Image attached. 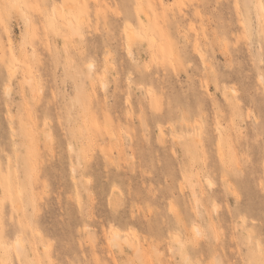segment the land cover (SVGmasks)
<instances>
[{"label": "rangeland", "instance_id": "1", "mask_svg": "<svg viewBox=\"0 0 264 264\" xmlns=\"http://www.w3.org/2000/svg\"><path fill=\"white\" fill-rule=\"evenodd\" d=\"M0 264H264V0H0Z\"/></svg>", "mask_w": 264, "mask_h": 264}, {"label": "bare ground", "instance_id": "2", "mask_svg": "<svg viewBox=\"0 0 264 264\" xmlns=\"http://www.w3.org/2000/svg\"><path fill=\"white\" fill-rule=\"evenodd\" d=\"M140 8H142V7H140ZM146 17H147V16H146ZM68 24H69V26H71V22H70V21L68 22ZM73 26H74V25H72L71 28H72L73 30H75ZM134 37H135V35L133 34V32H128V33L126 34V38H127V42H128V46L131 44V42H132V40L134 39ZM137 37H139V34H137ZM9 42H10V41H9ZM129 47H130V46H129ZM199 55L201 56L202 54H199ZM90 68H91V65L88 67V69H90ZM13 71H14V70H13ZM13 73H14V72H13ZM195 231H196L197 234L200 233L199 230H198V228H195ZM109 232H110V231H109ZM113 232H114V231H113ZM116 234H117V233H116ZM116 234H114V235L116 236ZM112 235H113V234H112ZM114 235H113V236H114ZM118 235H119V234H118ZM113 236H112V237H113ZM115 236H114V237H115ZM114 237H113V238H114ZM174 238H175V237H174ZM115 239H116V238H114L113 241H114ZM117 239H118V238H117ZM111 240H112V239H111ZM176 241H177V240H176ZM114 242H116V241H114ZM17 243H18V242H17Z\"/></svg>", "mask_w": 264, "mask_h": 264}]
</instances>
